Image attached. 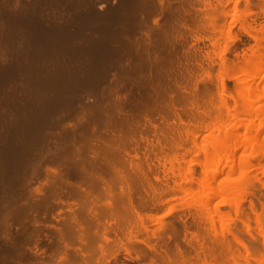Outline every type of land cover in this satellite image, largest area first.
I'll use <instances>...</instances> for the list:
<instances>
[{
  "label": "bare ground",
  "instance_id": "obj_1",
  "mask_svg": "<svg viewBox=\"0 0 264 264\" xmlns=\"http://www.w3.org/2000/svg\"><path fill=\"white\" fill-rule=\"evenodd\" d=\"M0 264H264V0H0Z\"/></svg>",
  "mask_w": 264,
  "mask_h": 264
}]
</instances>
